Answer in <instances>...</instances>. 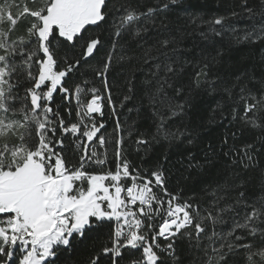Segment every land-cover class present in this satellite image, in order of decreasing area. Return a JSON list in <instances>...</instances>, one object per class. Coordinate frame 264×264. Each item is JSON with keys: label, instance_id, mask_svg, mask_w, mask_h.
<instances>
[{"label": "snow or ice", "instance_id": "obj_1", "mask_svg": "<svg viewBox=\"0 0 264 264\" xmlns=\"http://www.w3.org/2000/svg\"><path fill=\"white\" fill-rule=\"evenodd\" d=\"M183 3L0 0V264H62L89 241L79 264H264V73L218 69L225 40L264 42V0L207 17L184 9L188 22L173 27L168 14ZM187 35L214 54L184 58ZM116 65L134 69L122 99ZM200 93L240 126L220 148L229 170L199 192L173 189L147 157L161 142L193 143L183 122ZM136 99L127 111L144 130L121 120ZM246 131L253 139L237 145ZM203 167L188 153L185 171Z\"/></svg>", "mask_w": 264, "mask_h": 264}, {"label": "trees", "instance_id": "obj_2", "mask_svg": "<svg viewBox=\"0 0 264 264\" xmlns=\"http://www.w3.org/2000/svg\"><path fill=\"white\" fill-rule=\"evenodd\" d=\"M150 2H152V0H150ZM231 3L232 0H184L182 7H178L176 11L168 14V19L171 21L173 27L177 25L183 27L188 22V16L185 14L184 9H187L189 14H200L207 17L214 13L223 14L228 12ZM236 23L243 26L245 21H237ZM227 45V40H225L223 44L218 45L225 49L223 58L224 63L222 66H218L220 71L235 73L247 69L255 72L257 76L264 73V42L234 45L230 49ZM182 46L186 49L183 53V57L194 62L200 59L201 49H204L205 53L212 52L214 54V50L200 41L198 35L185 36ZM189 49L190 51H188ZM102 56L103 52H101V57ZM101 57H98V59ZM133 70L134 69H130L128 65H116L110 72L109 80L114 84V99H122L123 95L126 93L125 78L131 75ZM216 70L217 69H213L214 72ZM185 71L186 75L184 79L187 81L188 77L195 69L193 66L189 65ZM136 75L141 76V73L137 71ZM97 86H100L98 81ZM218 98V96H210L206 93H200L194 96L192 109L183 122L193 133L192 144L184 142L181 144H173L169 147L166 142H161L160 144L153 145L151 148L147 159L152 162L160 161L164 163L165 168L170 173L171 188L176 189L183 187L186 190L195 189L199 192V188L203 181L215 184L222 181L227 174L230 160L223 156L220 148L226 136L229 138V142L232 143L231 133L237 131L240 126L237 124H229L228 120L221 121L219 115L213 112ZM138 104V99L129 101L126 108L121 110V120L127 121V124H131L133 120H136L140 130H144V121L137 120L136 112L133 111L129 113L127 111V108H131ZM106 123L108 132L111 133L113 121L106 118ZM237 135L238 138L235 140L237 145L253 139L252 134L247 131L242 135L237 132ZM210 145L212 149H215V154L210 150ZM128 152L130 159L139 162L138 155H142V153H136L134 144L129 147ZM188 153L194 154L196 160L204 165L202 170L197 171L192 169L185 171ZM165 154L168 156L166 162L164 161ZM209 160L211 163H207ZM182 161L183 166L181 163ZM184 177H187V179ZM224 227L227 228V225H224ZM91 244L92 242L89 241L85 245L80 246L76 253L72 254L70 258L62 254L60 257L62 264H79V262L86 260Z\"/></svg>", "mask_w": 264, "mask_h": 264}]
</instances>
